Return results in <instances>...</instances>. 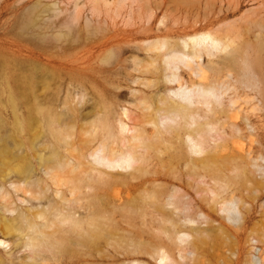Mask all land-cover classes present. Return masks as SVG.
Masks as SVG:
<instances>
[{"label": "rangeland", "instance_id": "obj_1", "mask_svg": "<svg viewBox=\"0 0 264 264\" xmlns=\"http://www.w3.org/2000/svg\"><path fill=\"white\" fill-rule=\"evenodd\" d=\"M160 1L0 0V223L4 218L10 219L5 244H0V264H159L158 259L143 253L157 243L151 238L155 230H150L148 224L140 226L139 209L134 208H141L149 223L150 208L147 201L141 199L144 192L131 188L133 205H128L125 199L112 202L110 189L95 183L96 170L91 171L86 166L90 161L85 155L86 150L89 145L93 149L97 143H80L81 129L90 123L101 130L104 119L107 129H113V136L120 139L121 123L132 126L126 114H143L135 98H145L150 109L155 111L161 107L156 98L172 96L171 92L178 84L164 82L160 75L157 78L151 67L145 72L142 47L146 39L163 38L160 31L164 25H181L185 7L193 15L200 16L204 13L216 16L220 5L228 11L231 15L212 29L233 25L239 30L240 35L225 39L222 44H230L242 58L248 57L252 66L257 63L258 75L264 83V0H209L206 7L204 0H167L170 7L166 15L164 10L156 9ZM151 21L153 29L148 32V37H144L146 32L142 29L135 31ZM184 37L179 31L166 39L176 45ZM222 55L223 51H214V56L205 57L203 64L207 59L216 63ZM234 58L242 65L238 56ZM180 74L182 86L190 89L193 75L182 67ZM260 95V92L255 94L258 99ZM251 118L259 146L252 155L264 156V113L252 114ZM239 123L237 133L251 132L243 122ZM226 133L232 134L229 129ZM106 148L116 154L125 151L122 143H106ZM164 159H167L166 155ZM242 160L243 156L237 157L233 160L237 165H225L222 173L237 189L236 197L249 205L248 225L253 229L254 237L263 240L264 190L255 198L253 190L260 188L258 178L252 176L249 172L252 168L245 167ZM54 167L66 175L69 169L79 173L83 180L80 185L82 198L88 197L92 206L88 208L83 200V207L78 211L83 228L80 238L75 237V233H68L69 239L63 243L60 254L53 256L51 251L43 254L38 250L39 257L30 261L24 257L28 253L23 247L28 232L25 220L39 223L32 215L37 203L23 202L22 191L17 187L27 192L25 197L45 187L47 198L43 203H47L49 209L53 207L48 212L52 219L61 207L54 196ZM104 171L109 178H121L127 185L136 182L127 180V169ZM65 190L66 187L61 188V191ZM5 204L14 207L15 212H6ZM100 210L107 225L93 234V226L88 225L87 219L93 211ZM17 214L23 216L20 218ZM109 219L113 221L109 223ZM123 222L137 224L131 227ZM241 239L245 247V235ZM234 248L239 252L233 234L227 239L210 232L201 245L200 263L221 264L217 260L218 252L224 255L226 249ZM263 248L262 244L257 245L258 254L264 261ZM240 258L243 262L244 255Z\"/></svg>", "mask_w": 264, "mask_h": 264}, {"label": "bare ground", "instance_id": "obj_2", "mask_svg": "<svg viewBox=\"0 0 264 264\" xmlns=\"http://www.w3.org/2000/svg\"><path fill=\"white\" fill-rule=\"evenodd\" d=\"M203 2L204 7L210 4L209 0ZM169 7L167 0H161L156 5L158 11L164 10V15ZM181 15V25L167 27L162 20L164 26L160 32L164 34L163 38L154 41L146 39L142 47L146 60L145 72L151 67L157 78L160 75L164 77V82H176L178 88L171 92L170 98H156L161 107L155 111L150 109L145 98H135L143 114H126L132 126L121 123L120 139L113 136V129H107L104 119L101 130L90 123L82 128L80 143H97L93 149L89 145L86 150L85 155L90 158L86 166L91 171L96 170L95 183L110 189L109 196L114 203L125 199L128 205H133L135 201L131 188L142 189L144 196L141 199H145L150 208L149 223L144 219V211L137 206L134 208L139 209L140 226L148 224L150 230H155L151 238L157 241L143 253L158 259L159 264H201V245L210 232L219 233L227 239L233 234L239 251L226 249L224 255L218 252L219 263L264 264L257 250L258 244L264 247V239L254 237L253 229L248 225L249 205L236 197L237 189L222 173L225 165L235 166L237 163L233 160L243 156L242 163H245V167L250 166L253 171L249 172L258 178L260 191L254 188L255 198L264 190V156L252 155L259 146L251 118L252 114L264 113L263 78L258 75L257 63L252 66L248 57L242 58L238 50L230 48V44H222L223 40L240 35L239 30L233 25L212 29L216 23L231 15L221 5L216 16L207 13L193 15L187 7ZM152 25L151 21L135 31L142 29L146 32L144 37H148ZM187 27L189 29L185 31ZM179 31L184 33V39L180 44H171L167 36ZM214 51H223L221 58L216 63L207 59L203 64L205 57L214 56ZM235 56L241 59L242 65L237 64ZM181 67L193 75L190 89L182 86ZM257 92L261 93L260 99L255 96ZM239 122L248 126L251 132L237 133L240 131ZM226 129L232 134L227 135ZM106 143H122L125 151L118 154L113 150L108 151ZM164 155L167 159H164ZM73 169H69L66 175L57 167L53 168L52 173L56 178L54 196L61 207L52 219L48 212L53 207L49 209V205L43 203L47 198L45 187L29 194V197H25L27 192L24 189L17 187L22 191L23 202L37 203L32 215L39 223H31L33 221L28 218L25 220L28 232L23 247L28 253L24 257L30 261L33 257H39L38 250L43 254L51 251L53 256L60 254L63 243L69 239L68 233H75V237L79 238L81 236L83 228L78 211L83 207V200L88 208L92 204L88 197L82 198L80 185L83 180ZM104 169H127V180L136 182L127 185L121 178H109ZM62 187H66V190L61 191ZM87 188L92 190L89 184ZM4 209L15 212V208L9 204H5ZM95 213L93 211L87 219L88 225L93 226V234L107 225L101 210ZM22 216L17 214V217ZM127 218L131 216L127 215ZM112 221L109 219V223ZM123 223L131 227L137 224ZM9 230L10 219L4 218L0 223L1 245L5 244L4 236ZM244 235L245 247L241 244ZM241 254L244 255L243 262Z\"/></svg>", "mask_w": 264, "mask_h": 264}]
</instances>
